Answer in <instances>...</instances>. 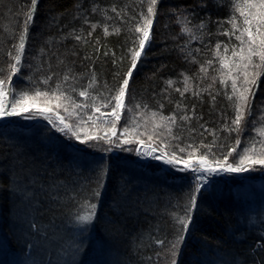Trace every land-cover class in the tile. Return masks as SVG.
<instances>
[{
    "label": "trees",
    "instance_id": "16d2710c",
    "mask_svg": "<svg viewBox=\"0 0 264 264\" xmlns=\"http://www.w3.org/2000/svg\"><path fill=\"white\" fill-rule=\"evenodd\" d=\"M93 5L109 10L108 15L112 19L105 20L99 11L92 12ZM113 6L123 8L129 16L137 15L134 8L146 12V6L139 4L138 0H38L29 29L26 55L29 52L36 55L43 46L48 53L46 58H41L47 60L43 65L46 71L64 72L65 66L58 63L59 58L73 67L76 73L86 72L91 66L97 73L98 84L117 83L115 74L123 75L130 66L129 49L133 46L130 37L133 33L128 29L135 21L125 16L128 23H122L110 11ZM29 7L30 0H0V28L6 30L9 24L15 25L17 19L22 20L23 17H18L14 10ZM156 11L150 46L146 45V55L142 54L133 70L130 94L137 102L147 104L149 110L168 115L175 110V102L181 97L175 91H165V81L171 79L177 81L175 86H182L179 83L183 79L181 73L194 76L200 62L211 58L215 45L229 41L227 36L219 34L218 22L228 19L230 0H223L222 6L214 0H158ZM181 12L189 16V26L197 35H200V30L195 25L201 21L208 22L203 40H190L187 34L182 33V25L178 23ZM53 17L57 23H50ZM85 17L88 23L84 22ZM92 23L101 27L88 37ZM103 25L109 26V33L114 26L121 31L105 36ZM223 27L228 29L230 25L224 24ZM72 31L83 32L88 43L81 44L71 37L65 39ZM49 40L50 43L45 44ZM97 40L99 44H96ZM232 42L235 43L234 40ZM10 43L7 36L0 35V61L6 59L4 46ZM196 49L200 51L196 52ZM187 50L192 51L198 63H191L186 58ZM73 52L76 54L72 55ZM104 52L108 55L105 56ZM85 55L92 59L85 60ZM114 59L117 63H113ZM22 71L29 73L31 70L25 68ZM13 83L21 88L30 86L26 79L15 77ZM80 84H87V78ZM202 99L203 103L190 93L183 98L189 109L196 105L197 116H202L199 123L193 119L191 127L196 131L191 133V137L185 131L184 140L210 142L211 135H200L203 129L199 124L217 129L224 123L222 113L232 115L223 96L217 97L215 106L207 94ZM261 102H264V76L259 81L250 120L259 121ZM161 103L163 108H160ZM123 122L122 119L121 124ZM256 126L250 124L244 131L241 148L245 138L255 136ZM219 135L224 137L228 134L220 132ZM234 139L235 133L232 134V142ZM75 143L74 139L70 141L44 122L29 125L14 119L0 124V245L3 248L0 257L5 260L24 255L28 264H46L48 260L52 264H62L64 259L70 261V251L61 252L60 249L61 246L67 248L66 242L74 238L75 230L67 226L75 210L71 197L74 190L78 197L85 195L80 191L81 186L95 187L94 169L103 161L108 175L97 202V217L89 230L87 247L82 250L84 254L77 255L75 259L82 264H155V253L160 249L152 242L149 233L152 236L162 233L172 236L169 213H182V208L173 206L186 201V193L193 183L192 173L164 169L154 162H137L129 151L114 149L103 152L100 149L108 147L104 144L90 142L82 149ZM248 174L250 176L244 180L233 179L230 183L224 179L212 180L202 190L178 264H264V250L257 248L255 254L251 251L257 243H264L261 235L264 233V198L250 193L256 189L264 191V170ZM27 177H30L26 181L30 183L27 188L35 191L40 200L35 212L16 193L17 184L24 188L21 184ZM33 180L35 185L31 183ZM41 186L46 191L42 192ZM9 188L13 191L10 192ZM54 192L66 201L55 208L48 195ZM33 216L38 224L49 225L54 220L55 228L47 229V238L30 227ZM157 227L160 233L156 232Z\"/></svg>",
    "mask_w": 264,
    "mask_h": 264
},
{
    "label": "snow or ice",
    "instance_id": "6c2138e0",
    "mask_svg": "<svg viewBox=\"0 0 264 264\" xmlns=\"http://www.w3.org/2000/svg\"><path fill=\"white\" fill-rule=\"evenodd\" d=\"M214 2L218 6L223 5V0ZM138 3L146 6V12L134 8L133 11L137 15L129 16L123 8L113 6L110 9L122 23H128V20L124 19L125 16L135 21L128 29L133 33L130 37L133 44L129 49L130 66L123 75L116 73L118 82L111 85L106 82L98 84L97 73L91 66L86 72L76 73L73 67L59 58L58 63L63 64L66 70L62 73L46 71L43 65L47 60L41 58H46L48 53L43 46L38 49L36 55H32L31 52L26 55L29 29L34 20L38 0H30V7L27 9L14 10L17 16H22L23 19H17L15 25L9 24L6 30L0 28V35L7 36L11 41L4 46L3 56L6 59L0 61V120L10 117L40 118L70 141L75 139L85 145H89L90 142H95L96 145L104 144L108 147L101 148L103 152H111L114 149L131 151L141 159L161 161L177 172L190 171L193 183L190 191L186 193V201L173 206L182 208L183 211L169 213L172 236L169 237L167 233L152 236L149 233L152 242L160 249L155 253L157 257L155 264H178L193 222V212L198 209V197L210 183L211 178L264 170V102L259 105L261 113L259 121L249 119L253 115V103L260 78L264 76V0H230L228 19L218 22L219 34L227 36L229 41L223 45L217 43L212 50L211 58L200 62L198 72L194 76L181 73L183 79L179 83L182 86H175L177 81L171 79L165 81V91H175L181 97L180 101L175 102V110L168 115L161 111L149 110L147 104L137 102L135 96L130 94L133 70L136 69L142 54L146 55V45L150 46L158 0H138ZM91 11L94 13L99 11L105 20L112 19L108 15L109 10L99 9L98 5H93ZM84 22H89L87 17L84 18ZM50 23H57L56 18L53 17ZM178 23L182 25V33L187 34L190 40H203L204 30L208 26L207 21L195 25L200 30V35L189 26L191 20L184 12L180 13ZM224 24L230 27L224 29ZM90 27L92 31L87 33L88 37L101 25L92 23ZM120 31L119 27L114 26L112 33H109V26L103 25L105 36L119 34ZM68 37L81 44L88 43L83 32L72 31L64 38ZM49 43L50 40L45 41V44ZM96 44H99V40ZM96 51L99 52V48ZM195 51L199 52L200 49ZM104 55L107 56L108 52H104ZM186 58L190 59L191 63H198L191 50H187ZM84 59L91 60L92 57L85 55ZM113 63L117 61L114 59ZM25 68L31 71L25 73L22 71ZM14 77L26 79L30 86L18 87L13 83ZM85 78L87 84L81 85L80 81ZM205 81L208 83L205 84ZM186 93H190L201 103L203 96L207 94L213 106L218 96H223L228 102L227 107L231 109L232 115L222 113L224 123L219 128L209 129L204 124H199L203 129L200 135L204 136L205 133L211 135L210 142L184 140L185 131L189 137L196 131L191 127L193 119H196L197 123L202 119V116H197L196 105L189 109L183 103ZM160 108H163L162 103ZM250 124L258 125L254 128L255 136L245 138L244 147L241 148V137ZM220 132L228 135L221 137ZM131 145L135 147H126ZM94 172L95 187L81 186L80 191L85 195L78 197L74 190L71 197L75 210L67 226L75 230L74 238L66 242L67 248L61 246L60 251H70L72 259L70 261L64 259L62 264H82V261H77L75 257L83 255L82 250L87 247V236L97 217V202L102 196L108 169L101 161L96 165ZM31 183L35 185V180ZM9 191L13 189L9 188ZM41 191H46L43 186ZM16 193L32 207L33 212L39 208L40 200L35 191L29 190L26 186L21 188L17 184ZM48 195L54 208L66 202L58 192ZM30 227L47 238V229L55 228V223L53 220L49 225L38 224L33 216ZM156 232H161L159 227L156 228ZM261 235L264 237V233ZM257 248L264 250V243H257L255 248L251 249L253 254ZM148 259L152 260V257ZM46 264H52V261L48 260Z\"/></svg>",
    "mask_w": 264,
    "mask_h": 264
},
{
    "label": "rangeland",
    "instance_id": "374dc122",
    "mask_svg": "<svg viewBox=\"0 0 264 264\" xmlns=\"http://www.w3.org/2000/svg\"><path fill=\"white\" fill-rule=\"evenodd\" d=\"M26 115H30V114H26ZM14 119H18V120H20V121H22L24 123H28L29 125H32L33 123H36V122H38V123L44 122L47 125L52 127V125L48 124L47 121H45L43 119H40V118H37V119H24V118H21V117H10V118H5L3 120H0V124L7 123V122L12 121ZM75 142H77V141L74 139V143ZM77 143H75V144H77L78 147H80L82 149H85L84 144H80L79 142H77ZM127 147H133L134 148L135 145H131V146H127ZM129 152H131V151H129ZM132 154H133V156H135V161H137V162L144 163V164H150L151 162H154V163H158L159 165H161L164 169H167V168L171 169L170 166L163 164L161 161H154V160H151V159H141L140 157H137L133 152H132ZM180 166H182V165H180ZM171 170H173V169H171ZM175 172H177V171H175ZM187 172L191 173L190 171L178 172V173H187ZM248 175H249L248 172H246V173H242V174L214 176V177L211 178V181L212 180H220V179L223 180L224 179V181H227V183H230V182H232L233 179L234 180H239V181L240 180H244L246 177H248ZM29 178L30 177H27V179L24 180V182L21 184L23 187H25V186L29 187L30 186V183L26 182L27 180H29ZM208 185L206 186V188L208 187ZM245 186H244V188H245ZM245 191H250V190L249 189H245ZM250 193H251V195L255 194L256 197H259V198L263 197L264 198V191H262V190H259V189L251 190ZM1 253H3V248L0 245V255H1ZM0 264H28V261H27V259H26V257L24 255L20 256V257H15L14 256L12 258H8V259H5V260L0 257Z\"/></svg>",
    "mask_w": 264,
    "mask_h": 264
}]
</instances>
